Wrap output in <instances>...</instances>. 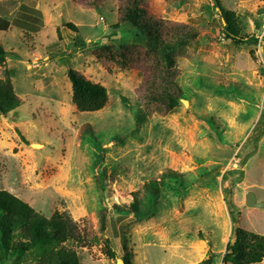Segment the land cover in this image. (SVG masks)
<instances>
[{"label": "rangeland", "instance_id": "1", "mask_svg": "<svg viewBox=\"0 0 264 264\" xmlns=\"http://www.w3.org/2000/svg\"><path fill=\"white\" fill-rule=\"evenodd\" d=\"M218 1L244 20L248 39L263 35L260 45L236 47L224 40L212 0L143 1L147 17L165 28L191 27L197 36L176 59L187 106L140 122L141 88L153 78L151 63L138 56L122 70L92 54L97 44L144 41L125 25L112 28L117 0H98V8L94 0H0V16L11 22L0 42L14 57L0 66V79L5 69L12 71L21 103L10 120H0V190L45 216L67 211L81 230L94 229L110 240L116 259L105 256L101 242L78 250L81 264H117L125 255L130 264H197L211 253L214 264H221L230 217L220 177L203 185L199 174L217 165L221 174L231 171L225 187L238 214L235 225L264 237V208L245 206L249 192L264 202V137L256 152H239L264 94V14L258 12L263 3ZM66 62L105 87L102 110L77 111ZM168 169L183 176L163 182L159 200L144 202L136 217L119 213L143 183ZM239 172L243 179L234 184ZM103 214L107 230L99 232ZM24 264H32L31 256Z\"/></svg>", "mask_w": 264, "mask_h": 264}, {"label": "trees", "instance_id": "2", "mask_svg": "<svg viewBox=\"0 0 264 264\" xmlns=\"http://www.w3.org/2000/svg\"><path fill=\"white\" fill-rule=\"evenodd\" d=\"M96 1L98 0H94L93 8L100 7L96 5ZM143 1L117 0L119 4L116 10L118 22L112 26L113 29H119L122 25L129 27V32L142 35L141 39L144 38L142 43L139 42L134 46H115L110 44V41L103 47L97 44L92 50V54L99 62L116 65L122 70L127 69L134 60L133 58L138 56L151 63L154 68L153 78L141 88L143 113L140 112L138 115L140 122L152 116L153 113L154 117H164L166 113L175 112L182 104L180 99L183 91L179 83L176 59L178 53H182V50L197 36V31L191 27L165 28L162 22L147 17ZM212 1L213 8L220 19V35L224 40L236 47L258 46V36H250L248 39L249 36L245 32L246 25L241 17L237 16L234 11L224 9L218 0ZM260 1L263 6L258 12L263 15L264 0ZM10 23V20L0 16V33L8 31ZM255 23V28L260 30L261 24L257 21ZM65 27L76 33V27L73 24H66ZM254 52V49L250 51L253 58ZM13 58L11 51H7L0 42V66H3L7 59ZM65 65L67 66L66 78L71 86V101L77 111L91 114L102 110L108 102L105 87L86 80L70 68L68 62ZM262 75L264 76V69H262ZM4 76V80L0 79V120L7 121L10 114L18 111L21 103L11 83L12 71L5 69ZM263 137L264 94L259 117L239 152L246 148L256 152ZM250 154L245 156L243 165L251 156ZM199 174L203 185L215 182L220 177L223 200L230 217L231 230L221 257V264L261 263L264 259V237L244 231L235 225L238 221V214L235 213V206L231 201V191L225 187L231 171L221 174L220 167L217 165L211 171L200 169ZM182 176L169 169L164 170L155 178L143 183L141 189L132 194L133 200L128 206L120 208L119 213L133 217L141 215L144 202L147 203L150 199L159 200L162 196L163 182L177 181ZM242 179L243 174L239 172V178L234 184L241 183ZM100 223L99 232H106L104 214ZM101 242L106 248L105 256L109 260L116 259L108 238L99 236L91 228L81 230L67 211H53L49 216H45L11 193L0 190V264H24L27 256H31L32 264H81L78 250L98 246ZM121 261L123 264H130L128 255L123 256ZM214 263L215 257L211 253L197 264Z\"/></svg>", "mask_w": 264, "mask_h": 264}, {"label": "water", "instance_id": "3", "mask_svg": "<svg viewBox=\"0 0 264 264\" xmlns=\"http://www.w3.org/2000/svg\"><path fill=\"white\" fill-rule=\"evenodd\" d=\"M180 102L182 103V105H184V107L187 106V103L184 99H180ZM32 146L33 147L36 146L35 148L39 147V145H32ZM245 206L247 208H264V202L258 203L255 195L252 192H249L245 199ZM119 262L121 261L117 260V264H119Z\"/></svg>", "mask_w": 264, "mask_h": 264}, {"label": "built area", "instance_id": "4", "mask_svg": "<svg viewBox=\"0 0 264 264\" xmlns=\"http://www.w3.org/2000/svg\"><path fill=\"white\" fill-rule=\"evenodd\" d=\"M263 33H264V31H263ZM262 37H263V35H262ZM262 37H258L259 38V41H258V45H260V41L262 40Z\"/></svg>", "mask_w": 264, "mask_h": 264}, {"label": "bare ground", "instance_id": "5", "mask_svg": "<svg viewBox=\"0 0 264 264\" xmlns=\"http://www.w3.org/2000/svg\"><path fill=\"white\" fill-rule=\"evenodd\" d=\"M34 147H36V146H34Z\"/></svg>", "mask_w": 264, "mask_h": 264}]
</instances>
